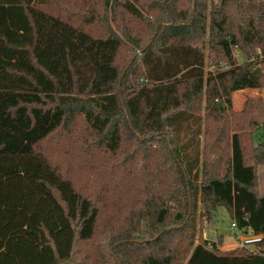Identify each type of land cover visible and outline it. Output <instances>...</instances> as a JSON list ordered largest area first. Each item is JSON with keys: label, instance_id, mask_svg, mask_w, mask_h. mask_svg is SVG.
I'll return each instance as SVG.
<instances>
[{"label": "trees", "instance_id": "trees-1", "mask_svg": "<svg viewBox=\"0 0 264 264\" xmlns=\"http://www.w3.org/2000/svg\"><path fill=\"white\" fill-rule=\"evenodd\" d=\"M179 1L120 5L160 11L142 42L93 33L52 0H0V264H264V119L247 159L232 112L235 91L264 87V0ZM76 114L115 160L98 201L44 152ZM148 141L161 142L155 160ZM198 199L260 240L229 251L197 241Z\"/></svg>", "mask_w": 264, "mask_h": 264}, {"label": "rangeland", "instance_id": "rangeland-1", "mask_svg": "<svg viewBox=\"0 0 264 264\" xmlns=\"http://www.w3.org/2000/svg\"><path fill=\"white\" fill-rule=\"evenodd\" d=\"M124 1L107 0L109 4L113 5V8H111L107 7L108 5L105 4L104 0H52L48 7L58 13L65 14L71 20L82 24L86 29L96 34L105 33L112 27L121 34L126 33V35L136 37L142 42L149 40L154 33L153 26L156 18L161 17L160 11L153 8H145L140 17H135L128 14L121 7ZM141 1H146L147 3L155 1L157 7L164 3V0ZM183 6L187 7V3L183 0L179 1L178 7L183 8ZM92 13L94 16H91L92 18L89 20V15ZM122 28L124 32H122ZM130 53L127 45L123 44L116 58L120 71H123L128 65ZM234 55L238 61L244 59V55L237 49H234ZM257 97L264 99V87L261 89L238 90L232 94V112H236L234 114L236 129L240 131L241 138L246 140L244 152L247 155V159H249L252 145L258 144L256 139L260 133V128L263 127L260 126V123L264 119V105L260 101H255ZM260 109L262 111L259 113ZM231 121L232 118L228 120V123ZM67 122L64 127L57 129L44 141V152L48 154L53 163H57L59 170L71 179L82 194L91 197L94 201H98L103 193V191H100V187L103 184H109L111 181L109 176H106L103 171L107 163L111 162L113 158L99 147L98 137L90 129L82 115L76 114ZM252 122L255 124H252ZM257 125H259L258 128H256ZM120 127L122 128V137H127L128 133L125 131V126L121 123ZM140 138L144 139L145 137L141 135ZM133 146V142L132 144L127 141L122 143V148L124 149H131ZM147 146L150 149L153 160H155L157 157L153 154H159L162 150L161 142L148 141ZM85 166L90 169L83 171ZM96 166L97 168L95 169ZM256 190L258 192L264 191V164L257 165ZM130 191L131 189L128 190V194ZM210 215L206 214L205 205L200 203L198 199L194 216L198 234L197 241L205 238L219 242V251L245 247L240 244L238 239L240 234L237 232L234 234L230 228L231 219L225 207L218 206L211 217ZM220 229H225L226 232L220 235ZM99 231H101V234L99 233L98 235H102L103 225L102 228H99ZM97 239L98 236L95 240ZM246 248L252 249L253 246Z\"/></svg>", "mask_w": 264, "mask_h": 264}, {"label": "built area", "instance_id": "built-area-1", "mask_svg": "<svg viewBox=\"0 0 264 264\" xmlns=\"http://www.w3.org/2000/svg\"><path fill=\"white\" fill-rule=\"evenodd\" d=\"M233 233L235 234V232H237L238 234V239L240 240V244L243 246H253L256 242H258L261 238V235H256L253 234L251 232H247V233H242L241 231H239L238 229L235 228V224L233 222H231L230 225Z\"/></svg>", "mask_w": 264, "mask_h": 264}, {"label": "water", "instance_id": "water-1", "mask_svg": "<svg viewBox=\"0 0 264 264\" xmlns=\"http://www.w3.org/2000/svg\"><path fill=\"white\" fill-rule=\"evenodd\" d=\"M224 232H226L225 229H220V235H222Z\"/></svg>", "mask_w": 264, "mask_h": 264}]
</instances>
